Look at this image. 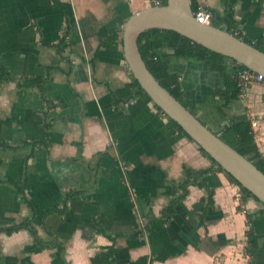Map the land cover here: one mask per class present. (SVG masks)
Wrapping results in <instances>:
<instances>
[{
	"label": "crops",
	"instance_id": "crops-1",
	"mask_svg": "<svg viewBox=\"0 0 264 264\" xmlns=\"http://www.w3.org/2000/svg\"><path fill=\"white\" fill-rule=\"evenodd\" d=\"M163 2L164 0H157ZM204 1L212 24L264 46V0ZM146 0H0L1 264H264V207L249 200L259 236L246 254L247 217L240 191L223 173L191 185L175 215L163 213L183 190L185 169L212 168L189 139L146 96L134 99L123 49V27ZM232 11V22L228 13ZM64 49V51H62ZM187 96L201 120L221 132V76L198 62L176 59ZM43 79L40 88L20 87ZM256 122L264 155V83L234 104ZM123 165L128 167L124 171ZM140 239L132 238L146 229ZM34 231L36 235L32 232ZM39 240L50 248L30 253ZM62 248L63 250H59Z\"/></svg>",
	"mask_w": 264,
	"mask_h": 264
},
{
	"label": "trees",
	"instance_id": "trees-1",
	"mask_svg": "<svg viewBox=\"0 0 264 264\" xmlns=\"http://www.w3.org/2000/svg\"><path fill=\"white\" fill-rule=\"evenodd\" d=\"M225 4L233 6L235 0H223ZM162 6L167 5V0L161 2ZM196 4H192L194 8ZM233 13L230 11L228 13L227 21L232 22ZM214 19H212L213 21ZM211 21V24H212ZM215 27L226 30L232 35L244 42L254 46L258 50L264 52V46L259 43H252L246 38L240 36L239 33L232 31L231 23L227 24L226 27L216 25ZM140 54L151 74L155 79L168 91L170 94L176 98L192 115L199 119L205 126L200 117V111L198 103L195 99L194 94L187 96L183 87L180 83V75L172 69V61L176 59H184L187 61H193L198 63H203L211 67L213 72L218 73L221 76L222 84L216 90V97L221 102L218 106V112L224 114L228 117V121L221 129V132L214 131L209 126H207L215 134L219 135L221 140L237 151L239 154L247 158L256 168L264 174V155L260 152L258 144L256 142L255 133L252 129V121L247 112L240 115H235L233 113L234 104L240 102V88L239 73L242 70L247 69L246 67L239 65L232 59H229L223 55L216 52L210 51L202 46H199L189 39L179 35L176 32L168 30H148L145 31L139 38L138 41ZM64 51V49H62ZM13 76L8 70H0V86L6 82H14ZM134 81V99L143 95H146L139 83L133 78ZM45 84L43 79H24L19 83L20 87L27 88H40L42 89ZM154 107L162 113L168 120L172 123L174 128L184 137L189 139L194 143L199 151L208 158L212 163V168L203 169L200 171L185 169V178L181 184L183 194L175 199L170 206L166 208L163 213L164 220L169 221L172 216L175 215V208L179 202L183 201L188 195V188L191 185L198 186L199 188H205L208 192V200L213 203L214 191L210 190L207 185L200 183L199 180L204 176L216 172L225 174L230 182L237 186L241 193L240 204L238 206V211L245 212L248 221V230L246 231V254L253 258L258 251L259 236L256 234L254 228L253 216L244 209L249 200H255L260 203V201L254 197L249 191L245 190L236 180L229 176L221 167L218 165L202 148H200L184 131L183 129L169 117H167L161 109H159L155 104ZM261 204V203H260ZM263 206V205H262ZM264 207V206H263ZM146 229H142L137 232L132 238L140 239L145 235ZM35 235L36 233L32 231ZM50 248V245H44L39 240L36 241L33 247L28 249L30 253H39ZM59 250H63L59 248ZM110 259L106 264H115L114 251L109 248ZM0 264H1V254H0Z\"/></svg>",
	"mask_w": 264,
	"mask_h": 264
},
{
	"label": "water",
	"instance_id": "water-1",
	"mask_svg": "<svg viewBox=\"0 0 264 264\" xmlns=\"http://www.w3.org/2000/svg\"><path fill=\"white\" fill-rule=\"evenodd\" d=\"M154 29L176 32L262 75L264 52L213 24H199L193 16L191 0H167L166 6L142 9L131 15L123 27L125 60L146 96L264 206V174L192 115L148 70L140 54L138 41L145 31Z\"/></svg>",
	"mask_w": 264,
	"mask_h": 264
},
{
	"label": "built area",
	"instance_id": "built-area-1",
	"mask_svg": "<svg viewBox=\"0 0 264 264\" xmlns=\"http://www.w3.org/2000/svg\"><path fill=\"white\" fill-rule=\"evenodd\" d=\"M148 2H153L155 7L162 6L160 1L157 0H146ZM193 16L195 20L201 24V25H209L211 24L212 19L214 18L213 13L209 9L207 3L204 1L198 2L195 7L193 8ZM240 77V82H239V88H240V99L243 101L246 96L248 90L252 87L253 84L257 83H264V75L253 72L249 69L242 70L239 73ZM256 122H252V129L253 132L255 133L256 131ZM124 171H128V167L123 165ZM238 200L241 199V193L239 191L238 195ZM245 214V212H244Z\"/></svg>",
	"mask_w": 264,
	"mask_h": 264
},
{
	"label": "rangeland",
	"instance_id": "rangeland-1",
	"mask_svg": "<svg viewBox=\"0 0 264 264\" xmlns=\"http://www.w3.org/2000/svg\"><path fill=\"white\" fill-rule=\"evenodd\" d=\"M239 193V192H238ZM238 195V194H237ZM238 198V197H237Z\"/></svg>",
	"mask_w": 264,
	"mask_h": 264
}]
</instances>
